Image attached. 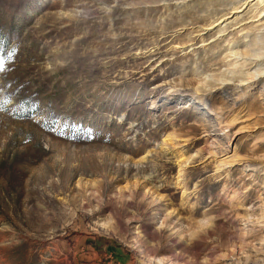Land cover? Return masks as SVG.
Returning a JSON list of instances; mask_svg holds the SVG:
<instances>
[{
    "label": "rangeland",
    "instance_id": "1",
    "mask_svg": "<svg viewBox=\"0 0 264 264\" xmlns=\"http://www.w3.org/2000/svg\"><path fill=\"white\" fill-rule=\"evenodd\" d=\"M0 43V264H264V4L0 0Z\"/></svg>",
    "mask_w": 264,
    "mask_h": 264
},
{
    "label": "snow or ice",
    "instance_id": "2",
    "mask_svg": "<svg viewBox=\"0 0 264 264\" xmlns=\"http://www.w3.org/2000/svg\"><path fill=\"white\" fill-rule=\"evenodd\" d=\"M4 71V59L3 56L0 55V72ZM63 135V133H61Z\"/></svg>",
    "mask_w": 264,
    "mask_h": 264
},
{
    "label": "bare ground",
    "instance_id": "3",
    "mask_svg": "<svg viewBox=\"0 0 264 264\" xmlns=\"http://www.w3.org/2000/svg\"><path fill=\"white\" fill-rule=\"evenodd\" d=\"M257 4H264V0H257Z\"/></svg>",
    "mask_w": 264,
    "mask_h": 264
},
{
    "label": "trees",
    "instance_id": "4",
    "mask_svg": "<svg viewBox=\"0 0 264 264\" xmlns=\"http://www.w3.org/2000/svg\"><path fill=\"white\" fill-rule=\"evenodd\" d=\"M0 44H1V43H0ZM1 45H2V44H1ZM1 45H0V46H1Z\"/></svg>",
    "mask_w": 264,
    "mask_h": 264
}]
</instances>
